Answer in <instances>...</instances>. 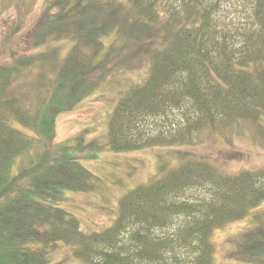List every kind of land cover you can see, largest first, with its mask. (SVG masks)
<instances>
[{"label": "trees", "instance_id": "obj_1", "mask_svg": "<svg viewBox=\"0 0 264 264\" xmlns=\"http://www.w3.org/2000/svg\"><path fill=\"white\" fill-rule=\"evenodd\" d=\"M60 1V10L40 22L47 46L36 63L43 69L52 58L50 41L59 34L70 47L54 63L36 110L10 90L24 66H0V264H55L60 248L68 257L59 264H216L214 229L264 200V168L226 172L196 154L174 167L164 161L120 196L111 224L88 231L60 201L66 191L96 190L98 178L77 158L75 144L54 142L56 118L97 82L92 72L100 61L89 60V49L104 56L112 48L113 56L143 58L147 73L118 100L99 150L191 145L207 128L241 121L264 138V0L253 2L251 24L236 33L217 23L213 0H122L120 7L110 0ZM107 35L110 45L102 39ZM170 115L166 131L143 127L148 118ZM34 139L45 148L15 174L16 157ZM253 232L240 237L242 260L264 258V231Z\"/></svg>", "mask_w": 264, "mask_h": 264}, {"label": "rangeland", "instance_id": "obj_2", "mask_svg": "<svg viewBox=\"0 0 264 264\" xmlns=\"http://www.w3.org/2000/svg\"><path fill=\"white\" fill-rule=\"evenodd\" d=\"M111 1L120 7L122 0ZM254 1L213 0V3L218 2L219 5L216 11L217 23L235 33L239 28L250 25L253 20L250 11ZM62 4L60 0H0V66H24L20 72H15L10 90L31 111L37 109L39 98L48 87L49 76L56 74L53 73L56 67L54 63L58 60L62 62L66 49L70 47L64 35L59 34V39L50 41V44L57 47L49 46L52 58L47 59L43 69L40 62L36 63L38 52L47 46L43 43L46 38L41 39L45 28H40V22H45L42 20L45 15L58 12ZM102 39L107 45L114 41L112 35L103 36ZM78 50L84 48L78 47ZM107 51L104 56L102 53L95 56V51L89 49V60L93 64L100 61L97 65L100 69L96 68L92 72L97 82L56 118L54 142L70 141L75 144L76 151L73 152L77 158L98 178L96 190L66 191L64 199L60 201L63 207L80 219L84 230L101 229L111 224L117 215L120 196L146 181L164 161L174 167L180 163L183 155L196 154L212 160L219 169L226 172L264 168V138L256 133L248 121L217 127L214 129L216 133L207 128L196 136V141L191 145H158L124 151H114L106 145V148L99 150L97 144L103 145L106 142L110 116L118 100L132 85L141 82L147 73L143 58H122L121 54L113 56L112 53L116 52L112 48ZM21 58L27 64L24 61L21 65L18 62ZM173 121L172 115L161 121L151 117L143 123V127L151 134L159 127L166 131ZM13 123L27 134L35 135L31 127L17 121ZM144 128L143 131L148 133ZM79 143L81 148L77 147ZM46 144L41 139H34L32 148L16 157L13 172L20 173L27 158L35 155L38 149L45 148ZM256 230L264 231V200L249 209L244 216L231 219L214 229L212 241L215 245L216 264H264V258L260 257L248 261L240 259L241 235L243 232L253 234ZM53 257L55 264H59V260H67L68 252L60 248L53 253ZM69 264L81 263L73 261Z\"/></svg>", "mask_w": 264, "mask_h": 264}]
</instances>
